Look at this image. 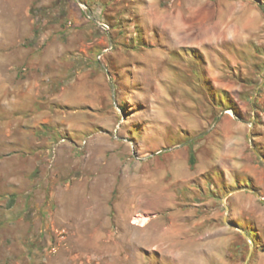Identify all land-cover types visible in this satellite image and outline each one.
Masks as SVG:
<instances>
[{"label":"rangeland","instance_id":"1","mask_svg":"<svg viewBox=\"0 0 264 264\" xmlns=\"http://www.w3.org/2000/svg\"><path fill=\"white\" fill-rule=\"evenodd\" d=\"M261 252L264 0H0V264Z\"/></svg>","mask_w":264,"mask_h":264},{"label":"trees","instance_id":"2","mask_svg":"<svg viewBox=\"0 0 264 264\" xmlns=\"http://www.w3.org/2000/svg\"><path fill=\"white\" fill-rule=\"evenodd\" d=\"M188 162H189L190 167H193L196 162V156L192 149L189 151Z\"/></svg>","mask_w":264,"mask_h":264},{"label":"crops","instance_id":"3","mask_svg":"<svg viewBox=\"0 0 264 264\" xmlns=\"http://www.w3.org/2000/svg\"><path fill=\"white\" fill-rule=\"evenodd\" d=\"M259 264H264V252H261L260 254Z\"/></svg>","mask_w":264,"mask_h":264},{"label":"water","instance_id":"4","mask_svg":"<svg viewBox=\"0 0 264 264\" xmlns=\"http://www.w3.org/2000/svg\"><path fill=\"white\" fill-rule=\"evenodd\" d=\"M255 193V192H254ZM258 195V194H257ZM245 237H247L245 234H244Z\"/></svg>","mask_w":264,"mask_h":264}]
</instances>
